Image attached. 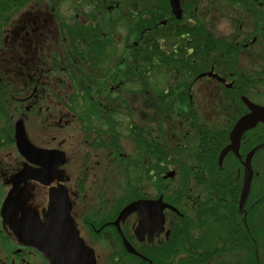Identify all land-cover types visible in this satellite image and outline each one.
Listing matches in <instances>:
<instances>
[{"label":"flooded vegetation","instance_id":"af4514ba","mask_svg":"<svg viewBox=\"0 0 264 264\" xmlns=\"http://www.w3.org/2000/svg\"><path fill=\"white\" fill-rule=\"evenodd\" d=\"M103 1L112 13L109 17H165L152 32L153 42L159 43L152 48L156 78L149 79L148 87L138 78L140 86L134 88L145 92L159 86L160 101L139 93L133 103L136 110H128L127 116L122 101L115 99L118 89L125 90L124 45L101 55L100 61L97 55H89L76 65L73 46L65 48L62 36L67 32L60 30L62 23H56L55 16L41 17L46 15L44 9L40 17H32L37 27L28 22L21 24L24 35L20 29L11 31L14 44L2 51L1 69L6 76L0 75V82L4 81L0 97L6 99L4 104L0 101V109L5 107L13 124L14 146V126L20 120L34 146L63 151L64 162L50 175V183L30 179L21 183L14 192L15 203L4 213L13 172L22 165L37 169L42 165L16 151L19 164L12 166L5 136L8 128L0 132L5 131L0 137V264H51L42 250L17 235L30 213L44 219L51 189L67 194L80 236L93 251L94 264H264V121L242 134L237 152L230 150L219 159L235 123L251 111L245 99L264 106V0H180L181 18L173 13L170 0H149L148 15L139 0ZM84 5L80 12L78 6ZM62 7L70 27L92 17V0H70ZM119 53L121 60L116 61ZM160 60L167 72L174 70L169 79L162 80L164 74L155 68ZM128 84L133 86V79ZM85 86L89 95L80 91ZM87 97L101 104L107 119L117 116L116 124L104 121L100 133L91 123L83 126L73 98L80 99L84 111H93L85 106ZM157 116L170 122L169 135L167 127H158ZM208 130V144L213 147L224 134L212 173L206 168L204 145L199 146ZM197 132L200 137L195 136ZM164 140L167 152L162 159L156 155V144ZM248 158L253 175L241 205ZM158 160L165 167L160 175ZM185 166L196 172L191 177L196 189L175 192L171 201L173 184L178 185L179 169ZM169 171H175L174 175L167 177ZM26 188L31 195L35 188L42 195L41 212L29 205ZM160 197L171 205L163 209L161 225L156 221L157 209H150V215L145 208L134 210L119 219L128 204ZM22 201L27 203L24 209ZM125 240L138 253L129 251ZM107 245H113L108 253L103 251Z\"/></svg>","mask_w":264,"mask_h":264},{"label":"trees","instance_id":"16d2710c","mask_svg":"<svg viewBox=\"0 0 264 264\" xmlns=\"http://www.w3.org/2000/svg\"><path fill=\"white\" fill-rule=\"evenodd\" d=\"M162 1V0H161ZM70 2V0H0V59H2V51H5V47L8 46V49L11 48V46L14 44L12 42V38H15V34L21 30V24L26 25L28 22L33 24L34 27H37V24L34 25V21L32 19L35 17H40L39 15L42 13L41 10L44 9V12L46 15H42L41 17H54L56 19V23H62V26L60 27V30L66 31L67 34H64L62 37L65 39V48L68 49L69 46L72 47V53L73 55L78 56V62L76 65L80 64V60L82 59L83 62H86L87 56L89 55H97V61H100L101 55L111 54L113 52H116L117 48L121 45H124L125 48V68H124V77L125 80V90L118 89L116 94V100L122 101V104L124 105V111L126 112V115H128V110H136L133 103H135L138 99V94L143 93L142 97L145 99L151 98L153 102L156 100V102L160 101V97L158 96L160 94L159 86L156 89V91H140L137 89H134L135 87L140 86L135 80L138 78H141L144 83L146 84V87L149 85V79H155L154 72L155 70H152L151 64L154 61V53L153 49L154 47L159 46V43L155 44L152 40L153 33L157 30V28H154L155 24L162 18L165 17H119L122 19H119L118 17L115 18V21L119 23V20H122V25H124L126 33L122 29H115V27L108 26V23L112 21L113 17H109V14L107 17H103L106 25L109 28H106L104 26V20L101 19L102 17H98V15L101 13H105L106 6L103 0H96L92 2V9L89 10L92 17H86L85 22H78L77 25L74 26L72 23V26H69V23H65V21H68L69 19L64 16L65 12L62 10V6L65 3ZM140 6L143 7L142 12L147 9V15L149 14V11L152 8L151 3L149 0H139ZM134 6V5H133ZM145 6V7H144ZM86 5L83 6L85 9ZM74 10V8H72ZM43 11V10H42ZM108 11V10H107ZM73 12V11H72ZM109 13V11H108ZM115 13V12H114ZM107 15V14H106ZM65 17V18H64ZM64 18V19H63ZM181 22V21H180ZM179 22V23H180ZM122 27V26H121ZM17 28V29H15ZM145 31L144 35H142V31ZM8 31V42L6 41V35ZM11 31H15L13 35L11 34ZM123 32L124 39H120L119 35ZM20 35H24L25 32L22 30L19 32ZM137 42V44H135ZM24 50H20L19 52H23ZM122 53L118 54V59L116 61L121 60ZM95 58V57H94ZM128 60V61H127ZM182 62V60L180 61ZM97 64H99L97 62ZM84 69H86V64H81ZM128 65V66H127ZM132 71L133 75L130 76V72L128 68ZM156 70L164 75H162L163 79H169L171 74L174 73V70L171 69L167 72L166 65L164 64L163 60H160V62L155 66ZM156 71V72H157ZM157 72V73H158ZM133 79L134 85L130 86L128 84V81ZM0 85H4V81L0 82ZM80 91L84 95H89V88L81 87ZM156 95L155 98H153V95ZM70 95V94H69ZM6 97H0V101L2 103L5 102ZM73 103H75V109L77 110V113L79 115V119L81 120V124L83 126H88L90 123L94 130H96L98 133L101 132L102 126L104 121H108L109 125L116 124V120L118 119L117 116L112 115L108 119L104 116V110L99 104L98 101H96L94 104L92 101H90L87 97L85 100V106H90L93 111H84L83 106L80 102V99L73 98ZM64 101V99L62 100ZM178 104H181L180 101L177 102ZM18 108H21V106L18 105ZM16 109V107H15ZM1 110V114L5 113L6 116H3L0 118V123H6L8 124V142L12 140V128L13 124L8 119V113L5 111V107H3V110ZM0 114V115H1ZM162 116H157V125L161 129L166 128L167 134L169 133V126L170 122L164 123L161 121ZM161 121V122H160ZM172 130V129H170ZM2 130H0L1 132ZM5 132V131H4ZM0 134V137L4 135ZM158 132L166 138L163 131L160 129ZM112 134V133H110ZM209 134H211V131L208 130V132L205 135V139L200 137V134L197 132L195 136L200 137L199 146H203L205 148V155L207 166L206 168L210 169V172L216 171L217 168V155L220 151V145L219 142H222L224 134L222 133L219 137V135L216 133V136L219 137V141L215 144V147H213L211 144H208L210 138ZM169 135V134H168ZM208 139V140H207ZM167 140V139H166ZM171 141V140H170ZM174 142V141H171ZM166 141L164 140L161 144H156V155L159 158L165 157V154L167 152V148L164 145ZM175 144V143H172ZM198 145L195 147V149L201 154ZM192 150V149H191ZM196 151V152H197ZM19 164V163H18ZM190 168L192 166H185L180 167L179 169V175L180 177L177 178L178 185L176 183L173 184L174 190L173 194L169 195V198L171 201L174 200L175 192L179 191H185L190 189H196L197 182L192 181L191 177L196 174L195 171H192ZM156 170L157 175H160L164 170L165 167L160 164V160H158L156 164ZM208 186V183L206 184ZM205 186V188H206ZM168 199V198H167ZM189 230H192L191 225H188ZM189 233V237H190Z\"/></svg>","mask_w":264,"mask_h":264},{"label":"water","instance_id":"95a60500","mask_svg":"<svg viewBox=\"0 0 264 264\" xmlns=\"http://www.w3.org/2000/svg\"><path fill=\"white\" fill-rule=\"evenodd\" d=\"M173 13L177 18L182 16L180 0H170ZM249 102L251 111L241 116L235 123L230 132V143L221 151L220 162L230 150L238 151L242 134L256 126L260 121H264V106ZM15 139L18 150L28 158V161L42 165V168H30L24 166L16 171L11 177L13 188L8 194L2 212H6L16 200L14 192L18 186L28 179L50 183V175L55 171L58 164L62 163L64 152L61 150H44L34 146L27 138L22 122L16 123ZM250 156V155H249ZM43 160L45 162L43 163ZM246 172L243 191L241 195V205L245 202L250 188L253 175L251 161H246ZM175 171H169L166 175L173 176ZM51 202L44 214V219L38 218L30 213L24 222V226L19 229L17 235L25 243L33 244L42 250L50 259L51 264H94L92 261V250L89 249L83 238L79 235V230L75 225L71 215V203L66 198L65 193L60 189H51ZM171 207L164 202L162 197L155 199L137 200L128 204L120 213L119 219H124L134 210L148 211L147 215L152 214L150 209H157L156 221L161 225L164 222L163 209ZM143 211V212H144ZM118 219V220H119ZM126 248L134 253L137 249L125 240Z\"/></svg>","mask_w":264,"mask_h":264},{"label":"rangeland","instance_id":"374dc122","mask_svg":"<svg viewBox=\"0 0 264 264\" xmlns=\"http://www.w3.org/2000/svg\"><path fill=\"white\" fill-rule=\"evenodd\" d=\"M92 1H95V0H92ZM66 4V3H65ZM65 7V6H64ZM79 7V9H80V12H81V10H82V7L83 6H78ZM63 8V7H62ZM74 10H75V8H74ZM100 14H99V16L98 17H102L101 19H103L104 20V18L105 17H107L108 16V14H110L111 16H112V13H108V11L106 10L105 11V13H101V12H99ZM107 14V15H106ZM103 16H105L104 18H103ZM115 18L116 17H113L112 18V21L110 22V23H108V26H112V25H114L113 27H115V29H117V28H119V29H122L125 33H126V31H125V28H124V25H122L123 23H122V20H119V23H117L116 21H115ZM119 18V17H118ZM119 19H122V18H119ZM104 26H106V28H109L107 25H106V22H105V20H104ZM122 26V27H121ZM124 33L123 32H121L120 33V35H119V38L120 39H124ZM3 57V56H2ZM128 61V60H127ZM2 62H3V59H0V75L2 76V77H4V76H6L5 74H4V69H1V65H2ZM1 104H4V103H1ZM8 109H9V107H8ZM10 112H11V114L13 113L12 111H11V109H10ZM8 113V112H7ZM3 116H6L7 117V114H5V113H3V114H1L0 115V118L1 117H3ZM5 128H8V124L7 125H5L4 123H0V130H3V129H5ZM6 137H8V133L5 135ZM4 136V137H5ZM12 141V140H11ZM12 147V148H11ZM11 152H13V155H11ZM8 153L10 154V156H11V161H12V166H17L18 165V162L16 161V159H15V157H14V154L16 153L17 154V152L15 151V149H14V143H13V141L12 142H8ZM9 156V157H10ZM17 156H18V154H17ZM172 168H174V167H172ZM175 169V168H174ZM171 177V176H170ZM35 183H32L31 185L33 186V187H35V186H41V185H38V184H35ZM34 192H33V194L31 195L30 193H31V190L30 189H25L24 190V196H26V194L28 193V198H27V201L29 202V205L30 206H32L34 209H36L38 212H41V210H42V208H43V206H44V201H43V199L41 198L42 197V195H38V191H37V189L35 188L34 190H33ZM26 205H27V203H25V202H21L20 203V208H22V209H24L25 207H26ZM111 247H113V245H107L106 247H103V251L104 252H107V251H109V249L111 248ZM108 253V252H107ZM106 254V253H105Z\"/></svg>","mask_w":264,"mask_h":264}]
</instances>
